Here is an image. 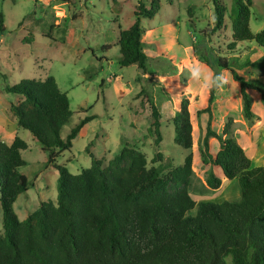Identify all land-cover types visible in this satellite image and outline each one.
<instances>
[{
    "label": "trees",
    "instance_id": "obj_1",
    "mask_svg": "<svg viewBox=\"0 0 264 264\" xmlns=\"http://www.w3.org/2000/svg\"><path fill=\"white\" fill-rule=\"evenodd\" d=\"M245 1L235 0L230 16L232 41L227 49L233 50L236 43L254 41L263 51L264 28L252 32V1ZM212 2V31H216L224 25L225 6L220 0ZM159 8V0H152L150 8L144 0H137L135 21L119 29L120 66L136 64L145 69L147 55L143 51L140 18L154 17ZM187 15L192 23L191 6ZM5 29L0 12V32ZM29 40L26 36L25 41ZM218 63L230 70L239 83L243 114L252 118L247 90H257L264 104V82L245 80L230 67L226 57H219ZM216 88H210L208 104L200 112L212 115ZM4 89L15 95L9 110L16 128L31 133L47 154V164L57 171L58 193L56 202H40L24 219H19L14 203L28 190V179L19 168L26 164L22 151L29 145L18 135L9 144L0 139V264H264V166L251 167L244 148L230 135L231 118L220 134L211 129V120L208 122L202 155L203 163L220 167L225 179H237L240 196L220 203L197 202L188 191L192 153L185 156L181 165L148 166L145 154L125 143L107 162L90 153L91 165L79 173H70L65 165L57 163V158L72 147L88 118L75 125L64 139L60 137L62 125L72 111L66 92L61 91L52 75L23 78ZM188 105V100H182L178 113L165 117L172 120L174 140L184 149L193 146ZM150 109L148 133L159 145L163 117L152 102ZM211 136L219 142L215 154L209 151ZM156 157L161 160V153ZM222 181L212 171L205 180L214 190L222 186ZM193 210L195 213L191 214Z\"/></svg>",
    "mask_w": 264,
    "mask_h": 264
},
{
    "label": "rangeland",
    "instance_id": "obj_2",
    "mask_svg": "<svg viewBox=\"0 0 264 264\" xmlns=\"http://www.w3.org/2000/svg\"><path fill=\"white\" fill-rule=\"evenodd\" d=\"M220 1L225 6L224 25L212 31L215 23L212 0H159L160 8L154 17L140 18L144 29L143 51L147 55L146 67L140 69L136 64L119 65V46L114 37L118 29L135 21L137 0H118L116 4L113 0H0L6 26L0 32V116L11 117L6 108L15 97L5 91L6 85L23 78L52 75L61 91L66 92L72 111L62 125L60 137L64 139L75 125L88 118L73 139L72 147L57 158V163L65 165L70 173L88 168L90 153L107 162L125 143L140 149L148 166L181 165L185 156L192 153L189 193L197 202H222L205 182L209 173L206 170L212 168L203 163L202 155L208 122L211 120V129L218 134L229 118L231 132L264 131V104L257 90L248 89L254 115L246 118L240 85L218 60L226 57L230 67L245 80L263 82L264 50L254 41L236 43L233 50L227 49L232 41L230 16L235 0ZM251 1L250 28L258 32L264 28V0ZM144 4L150 8L152 0H144ZM189 6L192 23L187 15ZM26 36L29 42L25 41ZM104 45H108L106 49L102 48ZM102 54L106 55V61ZM192 72L199 73L200 78L194 79ZM109 78L113 81L108 82ZM206 80H216L219 85L214 90L212 115L199 111L207 106L213 86L205 87ZM182 100L189 101L193 126L190 149L175 142L172 120L165 118L178 113ZM150 102L163 117L159 145L148 133L152 121ZM8 130L0 120V132ZM19 131L29 145L22 151L26 164L19 168L28 179V190L14 203L15 212L22 217L40 202L57 201L58 173L47 164V154L31 133L26 129ZM208 143L210 153L217 152V137H209ZM159 152L161 160L156 157ZM251 167L259 166L251 162ZM214 168L221 174L219 167ZM235 188L238 186L230 188L231 199L237 195ZM194 213L195 210L191 212Z\"/></svg>",
    "mask_w": 264,
    "mask_h": 264
},
{
    "label": "crops",
    "instance_id": "obj_3",
    "mask_svg": "<svg viewBox=\"0 0 264 264\" xmlns=\"http://www.w3.org/2000/svg\"><path fill=\"white\" fill-rule=\"evenodd\" d=\"M118 34H119V29L117 31V36L114 35V37L116 38V43H117ZM54 42L58 43V41L56 39H54ZM104 46H108V45H104ZM260 53H261V50H260ZM101 58H103V60H105V61L107 60L106 55H104V54H102ZM261 80L263 81L264 78L263 79L261 78ZM107 81L112 82L113 79L109 78ZM9 105H10V103H9ZM9 105L7 106L6 109L9 112V114L11 115V117L7 116L6 113H5V115L7 117L6 119H8V120H6L5 118H2L0 116V120L3 122L4 126H7L8 128H10V131L8 130L7 132H5V131L0 132V134H1L0 139L3 140L4 142L8 143V144L13 141V139L16 135L19 136V134H20L19 129H17L16 125H15V117L11 114V112L9 110ZM4 109H5V107H4ZM231 134H232L233 138H234V136H237L236 141L244 148L247 156L250 158L252 163H255L256 166H264V131L258 130V132H254V131H252V132H231ZM215 153H213V154H215ZM206 165L212 167V168H208L206 170L207 172L212 171L217 176L221 177L223 180L222 186L219 189L215 190V192L217 193V194L215 193L216 197H220L222 200L238 199L240 196V189H239L237 179L227 180L224 178L222 170H221V174H220L214 168V167H218V166H212L211 164H206ZM235 186H238V189L235 188V190L237 191V195L234 199H231L230 188L235 187ZM27 215H23L22 217H20L17 214L18 218L21 220L24 219Z\"/></svg>",
    "mask_w": 264,
    "mask_h": 264
},
{
    "label": "clouds",
    "instance_id": "obj_4",
    "mask_svg": "<svg viewBox=\"0 0 264 264\" xmlns=\"http://www.w3.org/2000/svg\"><path fill=\"white\" fill-rule=\"evenodd\" d=\"M192 77L194 78V79H199L200 78V76H199V73H197V72H192ZM219 78L217 77L216 78V80H218ZM216 80H206L205 82H204V86L205 87H208V86H210V85H216L217 87L219 86L218 84H216Z\"/></svg>",
    "mask_w": 264,
    "mask_h": 264
}]
</instances>
